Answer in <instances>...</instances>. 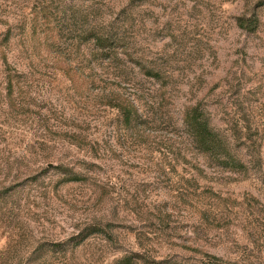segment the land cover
<instances>
[{
	"label": "rangeland",
	"instance_id": "rangeland-1",
	"mask_svg": "<svg viewBox=\"0 0 264 264\" xmlns=\"http://www.w3.org/2000/svg\"><path fill=\"white\" fill-rule=\"evenodd\" d=\"M39 256L264 264V0H0V264Z\"/></svg>",
	"mask_w": 264,
	"mask_h": 264
},
{
	"label": "trees",
	"instance_id": "trees-1",
	"mask_svg": "<svg viewBox=\"0 0 264 264\" xmlns=\"http://www.w3.org/2000/svg\"><path fill=\"white\" fill-rule=\"evenodd\" d=\"M240 27H243V24L240 23ZM141 69L144 70V75L147 77H152L155 79H158L161 77L159 70H155L154 67L150 68H143ZM122 77L125 80H129L128 76L126 74L122 73ZM8 83H11V80L8 81ZM120 112L122 114L123 122L125 124H129L132 115L135 114V109L129 104L119 106ZM185 124L187 126L188 131L190 132L194 144L197 146V148L205 153L211 154L214 158L218 159H223L221 160V164L229 166L232 169H237L239 167H242V170L245 169L243 164L239 163V161L235 160L234 157L231 154V149H230V142L228 138H226L225 135L213 130L209 126V121L208 118L197 108H194L190 112L186 114L185 117ZM215 158V159H216ZM85 238V237H84ZM84 238H79L76 240V242L73 243L72 248L80 245ZM63 244H55V245H47L45 253L48 252H56L59 248H63ZM42 247L37 248L36 250L38 251ZM43 257H35L29 261L31 264H46V260H41ZM41 260V261H40ZM38 261V262H37ZM40 261V262H39ZM144 264H173V263H168V262H156L154 260L148 261V260H143ZM122 264H134V261L131 260L129 257H125L123 259ZM203 264H218L214 261H207L204 262Z\"/></svg>",
	"mask_w": 264,
	"mask_h": 264
}]
</instances>
